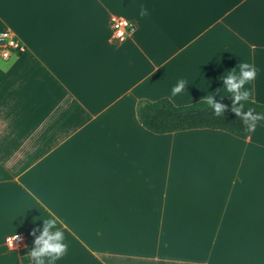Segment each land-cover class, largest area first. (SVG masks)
I'll list each match as a JSON object with an SVG mask.
<instances>
[{"label":"crops","instance_id":"crops-1","mask_svg":"<svg viewBox=\"0 0 264 264\" xmlns=\"http://www.w3.org/2000/svg\"><path fill=\"white\" fill-rule=\"evenodd\" d=\"M111 17L132 24L120 44ZM3 30L25 49L0 60V264H32L45 217L68 244L56 264H264V127L157 135L137 118L141 100L229 98L240 61L264 105V0H0Z\"/></svg>","mask_w":264,"mask_h":264},{"label":"trees","instance_id":"trees-1","mask_svg":"<svg viewBox=\"0 0 264 264\" xmlns=\"http://www.w3.org/2000/svg\"><path fill=\"white\" fill-rule=\"evenodd\" d=\"M214 101L225 106V111L220 116L214 115L211 106L202 101L190 105L175 106L165 98L153 102L141 100L137 105V118L144 129L157 135L210 129L228 133L238 139H246L251 131H248L243 122L236 117L232 111L233 107L239 108L242 112L252 111L253 114L264 115V105L251 100H241L235 105L230 97ZM257 125L264 127V120L257 121ZM119 261L128 264H178L132 258L105 259L107 264H116Z\"/></svg>","mask_w":264,"mask_h":264},{"label":"clouds","instance_id":"clouds-1","mask_svg":"<svg viewBox=\"0 0 264 264\" xmlns=\"http://www.w3.org/2000/svg\"><path fill=\"white\" fill-rule=\"evenodd\" d=\"M140 16L146 15V10L141 9ZM256 77V69L249 63L240 61L231 71L221 75L220 80L223 81L224 97H230L233 104L241 100H250L252 93L250 90H244L247 84L252 82ZM187 81L180 79L171 88V96H177L186 90ZM202 102L211 106L214 110V115L220 116L225 111V106L214 101L213 92L208 90L205 92ZM222 99V98H221ZM235 113L248 131H254L257 126V121L264 120V115L259 113L253 114L252 111L242 112L239 108L233 107ZM43 221L41 229H33L31 235L35 237L36 231H40L39 237H36L33 244L27 251V256L31 258L32 264H56L63 258L68 251L65 233L57 227V221L54 218L45 217L40 219Z\"/></svg>","mask_w":264,"mask_h":264},{"label":"built area","instance_id":"built-area-1","mask_svg":"<svg viewBox=\"0 0 264 264\" xmlns=\"http://www.w3.org/2000/svg\"><path fill=\"white\" fill-rule=\"evenodd\" d=\"M111 31L110 42L120 44L133 32L132 24L122 17H111L109 20ZM23 43L10 30L0 31V60L3 62L19 57L24 52ZM25 238L21 235L10 236L5 239V247L10 251L21 249Z\"/></svg>","mask_w":264,"mask_h":264},{"label":"rangeland","instance_id":"rangeland-1","mask_svg":"<svg viewBox=\"0 0 264 264\" xmlns=\"http://www.w3.org/2000/svg\"><path fill=\"white\" fill-rule=\"evenodd\" d=\"M116 264H128V263H125V262H118V263H116Z\"/></svg>","mask_w":264,"mask_h":264}]
</instances>
